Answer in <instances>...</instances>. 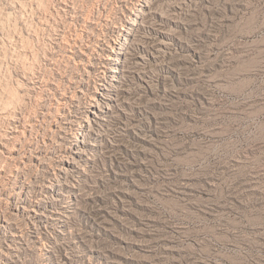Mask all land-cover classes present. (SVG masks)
I'll return each mask as SVG.
<instances>
[{"label":"rangeland","instance_id":"374dc122","mask_svg":"<svg viewBox=\"0 0 264 264\" xmlns=\"http://www.w3.org/2000/svg\"><path fill=\"white\" fill-rule=\"evenodd\" d=\"M0 133V264H264V0H0Z\"/></svg>","mask_w":264,"mask_h":264},{"label":"bare ground","instance_id":"6f19581e","mask_svg":"<svg viewBox=\"0 0 264 264\" xmlns=\"http://www.w3.org/2000/svg\"><path fill=\"white\" fill-rule=\"evenodd\" d=\"M11 95V94H10ZM6 112V111H5ZM21 124V123H20ZM24 128V127H23ZM0 135H1V133H0ZM9 135V134H8ZM1 136H3V135H1ZM14 136V135H13ZM13 138V137H12ZM2 151V150H1Z\"/></svg>","mask_w":264,"mask_h":264}]
</instances>
